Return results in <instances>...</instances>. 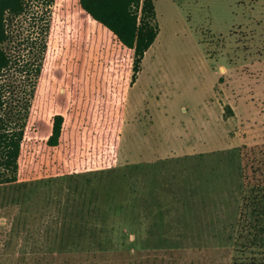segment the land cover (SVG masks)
Listing matches in <instances>:
<instances>
[{"label": "rangeland", "instance_id": "obj_1", "mask_svg": "<svg viewBox=\"0 0 264 264\" xmlns=\"http://www.w3.org/2000/svg\"><path fill=\"white\" fill-rule=\"evenodd\" d=\"M152 1L132 85L133 52L77 0L7 25L39 72L5 74L11 107L35 89L0 264H264V0Z\"/></svg>", "mask_w": 264, "mask_h": 264}, {"label": "trees", "instance_id": "obj_2", "mask_svg": "<svg viewBox=\"0 0 264 264\" xmlns=\"http://www.w3.org/2000/svg\"><path fill=\"white\" fill-rule=\"evenodd\" d=\"M32 0H0V185L14 183L17 173V159L24 128L28 118L30 100L35 84L31 81L29 90L23 93L18 106L11 107L7 94H18L4 82L6 73L30 75L36 78L39 68L28 61H19L4 51L8 40L7 25L28 12ZM44 2L48 8L54 0ZM79 10L92 22L108 31L123 47L133 52L132 85L140 71L145 53L154 43L158 33L156 12L152 0H77ZM47 29V25L45 26ZM45 30H41L44 32ZM63 118L56 115L52 120L51 134L46 141L50 148L59 142Z\"/></svg>", "mask_w": 264, "mask_h": 264}]
</instances>
